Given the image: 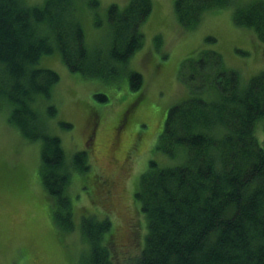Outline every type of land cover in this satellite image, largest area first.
Wrapping results in <instances>:
<instances>
[{
    "label": "trees",
    "instance_id": "obj_1",
    "mask_svg": "<svg viewBox=\"0 0 264 264\" xmlns=\"http://www.w3.org/2000/svg\"><path fill=\"white\" fill-rule=\"evenodd\" d=\"M80 2L95 26L105 24L100 0H0V113L26 140L40 142L43 185L55 199L57 225L67 231L75 229L72 173L89 171L90 156L85 149L67 158L49 121L57 106L48 104L46 113L41 109L60 75L38 64L43 55L59 51L71 71L113 81L143 46L142 26L153 11L152 0H129L123 7L112 3L107 42L90 48ZM230 2L176 0L175 12L182 26L194 28L206 11ZM233 19L264 41V0L238 4ZM128 75L130 87L140 90L142 73ZM179 75L189 95L169 108L156 145L170 161L151 159L140 176L134 197L146 220V241L130 264H264V146L256 133L259 123L264 127V69L244 82L219 51L202 49L182 61ZM95 97L109 99L103 92ZM141 97L142 92L125 115ZM94 115L91 110L93 125ZM80 229L89 244L85 264H118L108 215L87 214Z\"/></svg>",
    "mask_w": 264,
    "mask_h": 264
},
{
    "label": "rangeland",
    "instance_id": "obj_2",
    "mask_svg": "<svg viewBox=\"0 0 264 264\" xmlns=\"http://www.w3.org/2000/svg\"><path fill=\"white\" fill-rule=\"evenodd\" d=\"M26 1L34 4L44 0ZM100 1V16L105 22L101 27L94 25L85 3L79 4L90 48L107 42L109 5L123 7L129 0ZM152 1L153 11L142 26L143 46L117 79L86 78L73 72L59 51L43 56L38 64L60 75L50 98L41 102V109L46 113L48 104L57 106L56 116L49 121L52 131L62 139L67 158L72 160L75 152L85 149L90 156L91 169L73 172L69 186L73 231L62 229L54 219L55 199L41 178L40 142L26 140L9 123L7 114L0 113V264H85L89 244L80 223L91 213L110 217L114 259L118 264H130V258L146 241V220L134 197L140 176L151 159L170 161L156 145L169 108L189 95L179 75L182 61L199 50L215 49L228 67L239 71L244 82L264 69V41L252 28L233 19L235 7L250 0H231L206 11L194 28L178 21L176 0ZM130 70L142 73L144 85L140 90L130 87ZM97 92L106 93L109 99L99 101ZM141 92L137 105L125 115ZM91 110L95 111L94 125L89 119ZM124 115L127 121L122 126ZM61 121L73 124L72 128L63 127ZM256 133L264 146L262 123Z\"/></svg>",
    "mask_w": 264,
    "mask_h": 264
},
{
    "label": "bare ground",
    "instance_id": "obj_3",
    "mask_svg": "<svg viewBox=\"0 0 264 264\" xmlns=\"http://www.w3.org/2000/svg\"><path fill=\"white\" fill-rule=\"evenodd\" d=\"M88 9V8H87ZM80 11V10H79ZM91 11V10H90ZM35 18V17H34ZM108 20V18L106 19V21ZM34 21V20H33ZM75 22V21H74ZM44 56V55H43ZM2 64V63H1ZM243 79V78H242ZM206 99V98H205ZM262 119V118H261ZM260 125V123H259ZM53 133V132H52ZM262 137V136H261ZM43 142V141H42ZM162 167V166H161Z\"/></svg>",
    "mask_w": 264,
    "mask_h": 264
}]
</instances>
